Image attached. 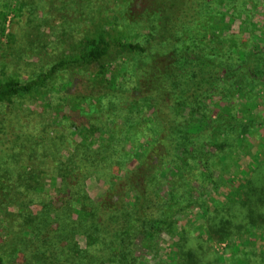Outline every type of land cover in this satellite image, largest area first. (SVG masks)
<instances>
[{"label":"trees","instance_id":"trees-1","mask_svg":"<svg viewBox=\"0 0 264 264\" xmlns=\"http://www.w3.org/2000/svg\"><path fill=\"white\" fill-rule=\"evenodd\" d=\"M121 1L126 5L114 20L100 17L84 34L71 32L75 43L46 69L0 76V167L22 160L20 154L37 155L38 143L47 144L46 139L67 135L70 146L48 175L49 184L39 170L41 161L0 179L9 184L4 200L12 207L1 214L0 264H144V253L160 251L164 234L178 240L176 264H202L192 251L194 242L179 246L189 231L177 233L174 218L203 202L202 190L209 185L227 189L224 198L231 200L235 187L226 176L218 183L213 155L255 128L245 105L249 89L264 88V66L258 64L254 40L246 50L233 36L223 38L232 32L224 24L226 14H215L217 7L230 1L240 6V0ZM122 19L146 27L144 43L120 28ZM123 59L133 62L127 79L111 71ZM64 74L67 81L59 86ZM217 93L209 113L205 100L212 102ZM27 97L43 103L40 111H54L53 122L38 121L33 128L17 103ZM141 101L150 107L144 110ZM88 180L103 187L95 199ZM259 200L243 212H260ZM249 219L253 228L263 229ZM228 220L211 229L237 232L240 225Z\"/></svg>","mask_w":264,"mask_h":264},{"label":"rangeland","instance_id":"rangeland-1","mask_svg":"<svg viewBox=\"0 0 264 264\" xmlns=\"http://www.w3.org/2000/svg\"><path fill=\"white\" fill-rule=\"evenodd\" d=\"M90 2L93 4L90 5ZM240 2L241 7L236 4V1L225 2L224 5L220 4L217 7L215 14H226L224 24L229 25L230 32H232L230 35L224 33L223 38L230 40L234 38L237 47L246 50L251 49L254 40L253 50L260 57L258 64L264 66V0H240ZM41 5L43 8H38ZM124 5L121 0H84V2L82 0H0V76L32 75L46 69L62 50L69 51L71 45L75 43L76 36L73 35V40L69 37L71 32L79 31L80 35L84 34L86 29H91L92 23L100 17H110L114 20L115 17L121 15ZM118 23L121 29L124 28L125 31L131 33L132 37H129L134 42L144 43L142 29H145V26L140 23L126 22L124 19ZM245 23L248 24V28L243 32L240 28H245ZM2 29H4L3 32ZM237 37H243V41L239 43ZM132 63L131 60L123 59L111 71L114 76L122 79L121 76L126 75L127 67ZM228 64L234 66L233 61H229ZM67 78L68 76L64 74L56 83L60 86L61 83L67 81ZM125 78H129V75ZM124 88H131V84L127 82ZM247 94L250 100L245 105L247 106L246 111L254 118L255 128L250 129L242 142L233 140L232 143L230 141L229 148L223 153L213 155L212 163L214 169L218 171V183L221 176L222 179L226 176L235 187L229 194L231 200L227 201L224 198L227 189L221 187L217 189L209 185L202 190L204 207L201 200L174 218L177 233L182 234L181 231L185 228L189 231L183 235L184 240L179 242V246L184 245L187 240L189 242L186 244L194 242L195 250L192 251L194 256L196 255L195 258L202 264H264V88L252 87ZM218 97L217 93L212 102L205 100L209 113L215 110L214 103L218 101ZM131 100L134 104L133 101L136 98ZM17 103L19 108L25 109L24 111L29 115L26 119L33 122V128L36 127L35 122L41 121L46 126L55 119L54 111L52 113L47 108L40 111L43 103L33 97L20 99ZM64 106L67 107L66 103ZM140 106L144 107V110L150 107L142 101ZM239 108L240 101L237 100L232 111L233 115L237 116ZM182 114L186 117L188 111H182ZM108 122L114 123L110 118ZM76 136L79 140L80 136L78 134ZM66 137L67 135H63L62 138H56L54 141L46 139L47 144L38 143L37 155L19 153L22 160L11 161L5 164V167H0V179L9 176L8 174L24 173L26 168L30 170L36 161H41L44 162V166L39 170L45 178L44 182L49 184L48 175H52L56 161L59 158L64 159L70 150L69 138ZM136 156L137 160H133L134 165L138 163L141 152L136 153ZM162 176L167 179L168 174L163 172ZM226 184L228 185V182ZM8 186L9 184L1 181L0 240L2 236H5L1 214L7 208L12 209L10 206L7 207L8 201L4 200L9 196L8 191L5 190ZM87 190L95 199L102 192L103 187L99 182L88 180ZM255 190H257L256 195H254ZM257 197L260 200L256 209L259 208L261 211L245 214L243 209L252 205ZM220 203L225 206L221 208ZM217 204L220 207H216ZM207 206L212 207L208 213H205L204 209ZM251 216L256 219L257 223H262V230L252 227L249 219ZM222 218L229 219L232 226L238 223L240 225L238 231L235 232L233 228L225 232L212 230L211 228L219 224ZM161 238L160 251L144 253L142 258L144 264H176L179 250L178 240L165 234ZM186 249L189 250V248H184Z\"/></svg>","mask_w":264,"mask_h":264}]
</instances>
